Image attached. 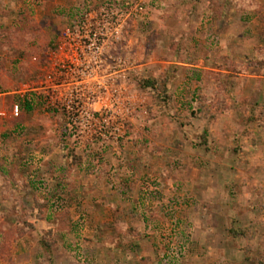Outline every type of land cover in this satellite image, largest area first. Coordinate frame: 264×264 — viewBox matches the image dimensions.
<instances>
[{"label": "rangeland", "instance_id": "1", "mask_svg": "<svg viewBox=\"0 0 264 264\" xmlns=\"http://www.w3.org/2000/svg\"><path fill=\"white\" fill-rule=\"evenodd\" d=\"M66 29L98 49L62 69ZM25 101L0 264H264V0H0V112Z\"/></svg>", "mask_w": 264, "mask_h": 264}, {"label": "trees", "instance_id": "2", "mask_svg": "<svg viewBox=\"0 0 264 264\" xmlns=\"http://www.w3.org/2000/svg\"><path fill=\"white\" fill-rule=\"evenodd\" d=\"M166 84L167 83L165 81H163L162 83H157L153 80H150V81L142 82L141 85L144 89H146V88L159 89L160 93H162L161 95H166V93H167V85ZM167 99L168 98L165 97L163 99V101H165ZM33 106L34 105L32 102L25 101L22 108H21L22 117H20L19 119L11 120V122L8 124V126H6V128L4 127L2 130H0V135L4 138H8L14 134L22 133L25 130L24 125H23L24 116L30 115L33 112V109H34ZM5 164H6L5 161H1V163H0V175L2 176L3 179H9L7 176H9L10 174L3 170V167ZM66 186H67V182H65V181H64V185H61V186L59 184L56 185V187L60 189L61 194H63V191H64ZM38 190H43L45 192L46 197H48V195L51 194L49 192V190L47 188H45V185H43L42 183L39 184ZM49 204H50V208H51V205H53V209H54V212H52L53 214H55V215L61 214L60 216L63 217V218H61V221L58 220L57 222L63 223L62 225L64 227V224L67 222L66 221V216H67L66 208L60 207L57 209V202L56 201L50 202V199H49ZM37 208H38L39 212L42 213L41 208H43V206L37 203ZM66 232L70 233L69 230H67ZM41 245H42L43 249L48 250V251L51 248V244H49L47 242L41 241Z\"/></svg>", "mask_w": 264, "mask_h": 264}, {"label": "built area", "instance_id": "3", "mask_svg": "<svg viewBox=\"0 0 264 264\" xmlns=\"http://www.w3.org/2000/svg\"><path fill=\"white\" fill-rule=\"evenodd\" d=\"M87 39V36H84ZM96 37L97 33H94L92 35V39L88 40L90 43L86 46L85 40L81 42V39L83 38L80 36V32L78 30H75L74 32L71 31L70 29H66L62 33V38L59 43V46H57V53L62 57V60H60V64H62V69H65L66 66L69 65H74L77 62L79 57H78V52L80 51L81 53L83 52V49H88L90 50L91 48L96 46ZM83 44V45H81ZM96 48V47H95ZM98 49V48H96ZM21 97H24V94H20ZM11 117L12 118H18L19 117V109L17 105H14L11 110ZM0 117L4 118L6 117V114L4 112H0Z\"/></svg>", "mask_w": 264, "mask_h": 264}, {"label": "crops", "instance_id": "4", "mask_svg": "<svg viewBox=\"0 0 264 264\" xmlns=\"http://www.w3.org/2000/svg\"><path fill=\"white\" fill-rule=\"evenodd\" d=\"M5 114H6V117H4V118H0V120H3V121H6V124H4V126H2L1 128H0V130H2L4 127L6 128V126H8V124L11 122V120H15L16 118H12L11 117V111L9 112L8 111V114L6 113V112H4ZM32 114V113H31ZM30 115H25L24 116V122H23V125H24V127H26V125H28V121L26 120V118L27 117H29ZM19 117H22V113H20V111H19ZM0 137H1V135H0ZM98 212H99V210H95V213H93V214H98ZM98 244V243H97ZM96 244V245H97ZM99 245V244H98ZM100 251H98V252H96L95 253V255H100V253H99ZM108 255H110L109 253H107ZM142 257V256H141Z\"/></svg>", "mask_w": 264, "mask_h": 264}]
</instances>
